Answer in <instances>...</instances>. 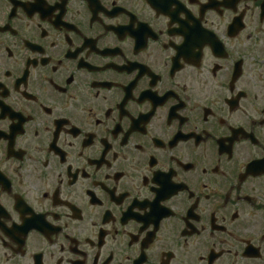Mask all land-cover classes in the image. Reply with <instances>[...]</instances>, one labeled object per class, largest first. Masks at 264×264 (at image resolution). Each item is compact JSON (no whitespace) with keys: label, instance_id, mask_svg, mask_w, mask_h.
<instances>
[{"label":"flooded vegetation","instance_id":"obj_1","mask_svg":"<svg viewBox=\"0 0 264 264\" xmlns=\"http://www.w3.org/2000/svg\"><path fill=\"white\" fill-rule=\"evenodd\" d=\"M0 264H264V0H0Z\"/></svg>","mask_w":264,"mask_h":264}]
</instances>
